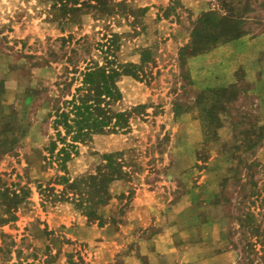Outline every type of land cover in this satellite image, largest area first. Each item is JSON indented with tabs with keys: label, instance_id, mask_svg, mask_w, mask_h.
<instances>
[{
	"label": "rangeland",
	"instance_id": "obj_1",
	"mask_svg": "<svg viewBox=\"0 0 264 264\" xmlns=\"http://www.w3.org/2000/svg\"><path fill=\"white\" fill-rule=\"evenodd\" d=\"M113 2L104 19L82 8L67 21L58 0H0V264H264V0ZM142 49L107 108L128 128L67 162L70 177L94 174L99 154L120 152L126 177L90 217L61 186L39 193L55 182L42 158L53 107L87 63L139 64ZM186 196L221 217L195 248L172 231L194 216L171 214Z\"/></svg>",
	"mask_w": 264,
	"mask_h": 264
},
{
	"label": "trees",
	"instance_id": "obj_2",
	"mask_svg": "<svg viewBox=\"0 0 264 264\" xmlns=\"http://www.w3.org/2000/svg\"><path fill=\"white\" fill-rule=\"evenodd\" d=\"M62 3L65 13L62 15L67 21H74L76 11L88 8L96 11V19H104L112 12L108 10L115 6L109 0H58ZM66 6V7H65ZM193 34L195 31L192 32ZM147 49L141 50L140 63L119 62L113 66V61L100 64L98 60L89 62L79 72L80 83L74 88L70 98L63 100L60 105H55L53 111L52 128L54 136L42 149L46 154L42 156L45 164L54 169L55 182L51 186L42 188L37 184L39 193L55 190L54 186H61L59 198L76 206H82L86 201L94 205L90 207L87 216L95 214L96 205L105 204L109 199L108 186L117 179L126 177L127 171L120 161V152H103L99 154L101 163L94 174L70 177L67 173V162L79 152V145L85 144L94 134L104 133L107 129L111 132L126 131L128 128V113L117 110L110 114L108 107L121 98V92L116 80L122 75H135V69L146 61ZM112 119L113 122H112ZM119 159V160H118ZM28 191V190H27ZM8 198L13 207L5 204V212L10 213L21 201L18 194L12 192ZM251 214L248 213L250 217ZM247 216V217H248ZM264 248V240L259 242Z\"/></svg>",
	"mask_w": 264,
	"mask_h": 264
},
{
	"label": "crops",
	"instance_id": "obj_3",
	"mask_svg": "<svg viewBox=\"0 0 264 264\" xmlns=\"http://www.w3.org/2000/svg\"><path fill=\"white\" fill-rule=\"evenodd\" d=\"M189 196V195H188ZM193 196V194H191ZM186 200L181 199L177 204L172 207L171 214L172 216H181L184 214L186 210L190 208L195 211L193 213V217L189 218L188 220L185 219L183 223L184 231H180V227L175 230L177 235H179V240H186L188 241L190 248H195L197 243L208 241L211 239L210 235H206L205 232L207 231V226L211 227L215 223H220L221 217L218 215V206L215 203L210 202H202L198 203L192 200L190 197H185ZM177 217V218H178ZM182 217V216H181ZM199 217V218H198ZM202 217V218H201ZM201 219V220H200ZM187 220V221H186ZM186 235L187 238H183L181 235ZM200 245V244H199ZM187 246V247H188ZM178 248V245H177ZM172 255V253H168ZM224 253L221 251H213L209 254V258H217V257H224ZM178 256V255H177Z\"/></svg>",
	"mask_w": 264,
	"mask_h": 264
}]
</instances>
